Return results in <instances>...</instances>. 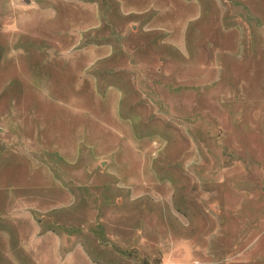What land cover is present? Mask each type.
<instances>
[{
    "label": "rangeland",
    "instance_id": "374dc122",
    "mask_svg": "<svg viewBox=\"0 0 264 264\" xmlns=\"http://www.w3.org/2000/svg\"><path fill=\"white\" fill-rule=\"evenodd\" d=\"M0 264H264V0H0Z\"/></svg>",
    "mask_w": 264,
    "mask_h": 264
}]
</instances>
